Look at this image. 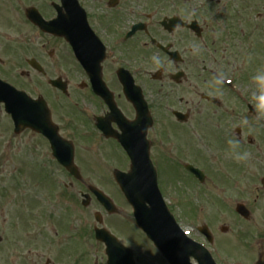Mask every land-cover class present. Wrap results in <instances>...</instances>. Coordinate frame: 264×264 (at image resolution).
<instances>
[{
  "label": "rangeland",
  "instance_id": "1",
  "mask_svg": "<svg viewBox=\"0 0 264 264\" xmlns=\"http://www.w3.org/2000/svg\"><path fill=\"white\" fill-rule=\"evenodd\" d=\"M53 72L56 74H52V75H57L60 74V70L59 69H53ZM60 72V73H57ZM9 122V123H8ZM12 126L10 121L8 120L7 115L5 114H0V142L1 144L4 145H8L6 148H2L0 149V167H3L2 169H0V210L1 211V221H0V258L3 257V259H10V263L11 261L14 259V262H18V255L16 254V251H13L11 253V255H7L5 254V245L6 243L9 241H12V236L9 234L7 235L9 232H7V228L6 225L3 224L1 222H3L4 220V216H5V210L8 211L10 209V204L9 203H18L21 200H27L28 202L35 198V195L37 194V191H35V188L37 187V183L39 182L37 179H31L30 176V172H31V167L33 165L32 161H37L40 160L42 162H39L38 164H40L42 167H44V171H46V169H49V165L50 163H48V158L46 156V151L43 149V145H38V149H36V154L34 157L29 158L28 157H24V152L27 153L26 151H21L22 147H29L34 146L36 144L37 139L34 138L32 135L25 133V137H20V138H15L13 139L12 145L11 143L8 144V141L12 139V130H11ZM27 134V135H26ZM189 139L192 140H196L195 138H193L192 136H188ZM184 141H186V136L184 138ZM11 145V146H10ZM195 145L200 149L201 151V155L207 156V152L205 150V148L201 147L199 142H196ZM2 146V147H3ZM5 149V151H4ZM12 149V150H11ZM24 149V148H23ZM238 151V150H237ZM13 152V154L11 153ZM262 152H264V148L260 147V150L258 151V153H256L254 156L251 157V161L252 164L248 166V169L245 171V177L244 179H242L243 181V185H239V188H241L240 192H238V196L244 195V194H250L252 193V190L248 189L250 188V184L252 185V187L256 186L259 184V176H261L262 174H264V155L263 158H260V156L262 155ZM5 154L11 155L13 158L9 159V160H5V157L7 158L8 156H6ZM23 155V156H22ZM107 155H108V160L110 161H114L116 159V151L115 150H108L107 151ZM184 155H188L186 150H182L180 151V156H184ZM191 156H194L193 154H191ZM196 158H199V155L196 154L195 155ZM220 158H221V162H220V166H223V168L225 169V172H227V168L229 164H238L243 165L244 161H237V160H231V158H233V149H227L224 151V154L220 153ZM213 157V156H212ZM223 157V158H222ZM25 159L24 163L23 160ZM94 159V158H93ZM29 160V161H28ZM97 159H94V161L96 162ZM29 162V163H27ZM202 162H205L204 160H202ZM97 163V162H96ZM15 165L17 167H20L21 170H17L16 173H18V177L13 181V185H15V188L13 189V187H11L10 185V180L11 178L16 174L15 171L12 170V165ZM216 166V165H214ZM241 167V166H240ZM98 170L97 173H94L93 170V174H92V178L95 182H97L98 180H101V185L103 186V188H105V190L107 192H109L111 194V196L115 199L118 198L119 202L122 201V198L118 192L117 187L113 184H111V181L109 180V174L106 173V169H104V163L103 162H98L97 166H96ZM237 169V168H236ZM233 168L228 169V175L233 174V172L236 170ZM37 171V170H36ZM170 171H171V175L173 178L177 177V171L175 167H170ZM51 172H54L53 170ZM33 177H36V174H32ZM49 179L50 177L47 176ZM60 178L62 179L63 183H67L69 182L66 178V176L64 174L60 175ZM46 181H42L41 183H39L38 185H42L44 184ZM26 183H30V185L26 184ZM45 187L48 188L49 190L51 189V187H53L52 183H50L48 181V183H45ZM255 188V187H254ZM259 188V187H256ZM255 188V189H256ZM248 189V190H247ZM262 189V186H261ZM76 190L77 193H80L81 190H84V187L82 185H77L76 186ZM199 188L197 190H195L194 192H190L188 194V199L189 200H193L195 197H193L195 192H198ZM21 192V196L22 199H19V195ZM46 193H50V192H46ZM44 194V196L46 197L45 199H51L52 196L51 194ZM169 193V192H168ZM172 194V193H169ZM173 195V194H172ZM77 201L79 200L80 196L77 197ZM247 199V198H246ZM261 199V200H260ZM249 200V199H248ZM6 202V207L4 208V210L2 209L3 207V203L5 204ZM261 202V207L257 206L259 203ZM193 204V203H192ZM215 205L214 203L208 204L206 205L207 209L210 206ZM195 206V207H194ZM222 206V205H221ZM190 208H196V205H189L186 207H178V213L180 214V217L183 220V223L181 225H183L184 229H188L191 230L193 233H196V228L198 226L201 225H205L210 223V220H215L217 219V216L213 217L212 219L208 218V216L206 217H201V221H197L194 219V214H189V209ZM252 208V206H251ZM255 208V209H254ZM254 211L256 212L255 214L258 215L257 219L255 220L252 216L250 219L249 223H252V226L254 227V229L249 230L252 231L251 233V238L254 237V235L257 236H263L264 237V220L261 223L255 224V222H257L258 219H260L262 217V215H264V192L263 194H260V196L256 199V205L254 206ZM217 210V207L213 208V212ZM252 212V211H251ZM207 211H205L203 214H206ZM202 214V215H203ZM28 218L31 219V216H28ZM253 219V220H252ZM13 222L16 225L20 226L22 233L25 230V228L23 227L24 223H22L21 221H16V219L11 220L10 217H7V223ZM240 221L236 219L232 221H227V220H223L222 221H218V227L216 226L215 231H219V227L222 226H227L229 227V231L228 233L230 235L233 236H237V235H242V233L244 234L245 232H243L240 228L241 226H244L242 224L239 223ZM239 223V224H238ZM224 224V225H222ZM45 224V220H42L41 223H38V227L36 228L37 231H40L41 229H45L44 227ZM115 230L116 232L119 233H132L135 236H139V233H133V232H128V231H132V228L130 226H122L121 223H116L115 224ZM211 225V224H209ZM250 227V225H249ZM259 229V231H258ZM46 239H50V232L48 230H45L44 232ZM221 235V233L219 232L217 234V237H219ZM223 238V237H221ZM244 238V237H243ZM247 238V236H246ZM132 241H136L139 242L140 239L139 238H135L134 236L131 237ZM21 240V237H19V241ZM21 245H18V248ZM38 246V245H37ZM145 247V245H143ZM39 247V246H38ZM87 250H88V254L89 256L92 258L91 260L93 261V259H98L100 264H103L105 261V255L103 253L102 250H100L99 248H97L96 246L92 247L90 244L86 245ZM217 249L219 252H221V254L223 256H227L230 258H237L240 259L242 258V260H245L247 258V256L245 255V253H249L252 252V248L251 247H247V243L245 242V240H238L236 241L234 238H232V236H224L223 239L218 240L217 241ZM259 250H257V254H259V252H261L262 250L264 251V247L258 248ZM10 250V249H9ZM8 250V251H9ZM138 255L141 258L142 263L146 264H150V262H152L153 264H164V261L161 260L157 254H152L150 253L148 250H146V248L144 249H140L138 251ZM256 254V257L258 256ZM93 255H95L96 257H93ZM52 255L50 254V251L47 250L44 247H39V249L35 248V252L32 255V257H34L39 264H44L45 260L47 258H50ZM26 263L27 261L31 260L29 258H24ZM86 260H88V258H86ZM2 263L0 262V264H4V260H1ZM81 264H89V263H81ZM92 264H95V262H92Z\"/></svg>",
  "mask_w": 264,
  "mask_h": 264
},
{
  "label": "flooded vegetation",
  "instance_id": "2",
  "mask_svg": "<svg viewBox=\"0 0 264 264\" xmlns=\"http://www.w3.org/2000/svg\"><path fill=\"white\" fill-rule=\"evenodd\" d=\"M218 3H221V0H218ZM211 10V9H208ZM214 12V11H213ZM204 15H200V19L196 16V14L192 13L189 10V7L184 4L177 5L175 12L171 13L172 16H179L183 22H186L187 26L177 27L174 31H172L170 34L165 33L163 30H159L158 34L162 37L163 40H168L170 38V42L175 47H181L182 49H179L182 53H189L191 52V56H194V52L192 48L190 47L191 44H195L199 46V51L196 52L197 57H199L204 66H203V73L201 78H208L210 80V84L214 88H218L217 84L211 80L214 75H221L222 76H229L234 74L236 71V65L232 62V58L236 56L237 53V47L235 46L233 42V38L237 36L234 25L229 26L225 23H217L216 26L212 23V17L213 13L211 12H203ZM192 16V19H191ZM137 17V16H134ZM215 18H217L215 16ZM123 20V17L120 14H116V23L113 25L112 28L109 27L107 23L104 21H101L97 26L94 25V30L100 35V38L106 42L107 45H109L111 42H114L120 35V31L122 30V25L120 22ZM198 21V27L202 30L201 35L199 36L196 30H191L189 26L192 24L193 21ZM223 20V19H221ZM141 42V39L138 37L136 39H132L128 44L127 48L122 49L121 52L120 49H117L116 47H113L114 50H117L118 54L120 52L123 55H120L122 59L125 61L130 62L131 66L136 63L135 56L138 53V47L139 43ZM161 60L163 61L162 64V73H160V78H162V74L164 73V69L171 64V61L169 58L161 54L160 56ZM186 58H189V56H186ZM106 62L103 63V76L104 80L106 78L105 73L107 70H110L113 76L117 79L118 70L120 69V66L116 68V70L113 69V63L106 59ZM184 62V60H182ZM188 65V64H186ZM137 67H141V65H138ZM185 69L181 68L180 65H177V72H183ZM185 73V72H184ZM205 74H208L206 76ZM186 78V75H185ZM205 81H207L205 79ZM89 89V87H87ZM112 90V89H111ZM92 92V89L90 90ZM118 95H115L114 100L117 101V99H120L122 97V89H120L119 92H117ZM219 96H225V91H218ZM207 96L204 92L202 94L203 99H205ZM204 103L202 104V108L205 109L208 114H211L212 109L211 107L213 104H211L207 98L205 100H202ZM182 102V100H181ZM218 106H221L222 102H216ZM93 110H96V105H93Z\"/></svg>",
  "mask_w": 264,
  "mask_h": 264
},
{
  "label": "water",
  "instance_id": "3",
  "mask_svg": "<svg viewBox=\"0 0 264 264\" xmlns=\"http://www.w3.org/2000/svg\"><path fill=\"white\" fill-rule=\"evenodd\" d=\"M144 136L145 132L137 135L133 134L132 139H135V141H129L127 137L121 139L135 163L132 173L121 178V187L137 209L141 226L147 230L151 238L161 247L167 259L173 264H185L188 257L194 255V252L184 248L183 244L186 243L180 236L174 237L175 246H172L173 244L166 240V236L171 235V232L175 234L176 229L167 220L160 199L155 191V176L147 164V148L142 144ZM67 167L70 168V164H67ZM147 203L150 204V209L146 208ZM124 256L126 258L122 264H131V257ZM196 256L201 264H209L205 255L201 252H196Z\"/></svg>",
  "mask_w": 264,
  "mask_h": 264
},
{
  "label": "clouds",
  "instance_id": "4",
  "mask_svg": "<svg viewBox=\"0 0 264 264\" xmlns=\"http://www.w3.org/2000/svg\"><path fill=\"white\" fill-rule=\"evenodd\" d=\"M192 50L194 53L199 51V46L193 44L192 45ZM151 61L153 63V65L156 68H159L162 66L163 61L161 60V58L156 55L153 54L151 56ZM253 81L256 82L257 85V91L253 94V99L255 101L254 107L257 108L260 113L262 115H264V71L258 72L256 75H254L252 77ZM223 82V76L222 74L220 76H218L215 79V83L216 84H221ZM248 119L244 118L239 122V127H241L242 129L248 125ZM227 143L232 147L233 149V158L237 161H246L249 158V153L248 152H240V151H236V149L239 147L240 145V140L239 139H233V138H229Z\"/></svg>",
  "mask_w": 264,
  "mask_h": 264
}]
</instances>
